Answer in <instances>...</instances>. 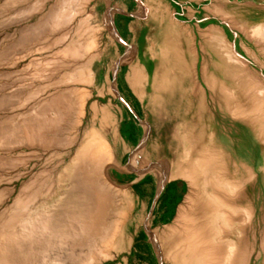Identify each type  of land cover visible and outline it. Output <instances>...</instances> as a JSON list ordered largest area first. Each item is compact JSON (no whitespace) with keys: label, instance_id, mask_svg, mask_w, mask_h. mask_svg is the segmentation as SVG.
<instances>
[{"label":"rangeland","instance_id":"rangeland-1","mask_svg":"<svg viewBox=\"0 0 264 264\" xmlns=\"http://www.w3.org/2000/svg\"><path fill=\"white\" fill-rule=\"evenodd\" d=\"M137 2L145 4V0H0V264H90L85 257L86 254L89 259V241L85 237L89 234V224L85 223L86 226L84 222L78 221L83 227L74 226L78 219L73 215L79 214L77 210L80 207L86 209L88 205H93L90 209L93 213L102 215L104 202L101 199L103 195L96 188L93 187L96 194L87 188L92 183L83 181L81 187L73 183L76 175H81L78 178L83 177L84 180L94 170L87 163L90 169L85 167V171V165H82L83 169L80 170L84 173L88 171L89 176L74 169V156L79 144L73 145L77 132L73 113L75 108L73 110L71 107H74L79 93L74 96L72 92L79 90L82 94L81 91L85 92V89L90 96L85 117L81 118V141L86 132L99 129L101 110L114 99V95L110 91L102 98L97 93L106 72L99 57L100 50L94 49L92 58L86 64L95 70L90 76L84 67V72L76 73L77 68L84 64L78 58L82 57L85 43L94 31L96 18L112 10L116 14L118 29L127 39L122 24L128 25L135 19L124 16L122 11L129 5V12H135L138 10ZM143 5L140 6L139 14L143 12ZM215 5L218 8L216 14L212 12ZM167 6L174 12L177 22L184 26L181 44L184 46L188 69L184 79H181L186 87L181 88L177 101L168 102V107L165 105L160 111V116L165 117L159 124L173 127L179 119H185L187 124L194 125L193 131L197 136L203 134L201 146L209 145L208 138L213 132V146L222 153L227 182L240 176L237 170L242 169L239 171L244 175L245 188L242 186L239 190L242 196L237 211L241 214L245 204L250 218L244 233H233L226 229L230 237L224 239L223 248L227 249L229 243L238 247L230 264H264V35L258 33L259 29L264 33V0H168ZM211 28L216 33L213 41L208 37ZM214 41L219 48H214ZM143 47L141 42V46L129 50H132V58L139 63L138 73L142 74L143 81H149L153 67H150L151 57ZM127 54L123 47L118 57L109 55L108 67H117L120 93L113 106L125 118L118 133L124 146L130 150L123 161L126 166L124 172L119 174L114 171L112 174L119 178L123 175L126 179L121 180V184H131L129 191L139 197L134 215L137 219L133 224L126 223L132 233L125 243L126 252L117 255L111 250L112 256L105 259L103 254L99 255L102 252L99 249L95 261L91 263L124 264L127 258L128 264H175L170 250L184 226V221L178 219V209L185 208L191 214H201L206 209L204 195L199 188L197 193L194 192L192 201H186L189 187L185 180L177 179L166 182L158 198V180L152 171L153 166L157 165L163 154L169 157L181 154L183 146L174 143V148L170 145L171 141L179 142L180 136L175 135V129L173 134L167 136L158 127L156 129V113L149 110L148 104L145 110L133 92L127 80L129 66L117 64L120 58L124 61ZM74 55L78 57L77 60ZM76 78H80L83 83L80 79L76 82ZM84 78L87 79V85L84 84ZM111 80L115 83L113 73ZM171 148L174 150L171 151ZM138 151L141 153L140 160L129 165ZM141 160L145 162L146 170L138 174L134 171L142 163ZM168 165H171L170 162ZM74 171L78 174L75 175ZM143 175L146 177L141 179ZM104 178L107 180L109 175L100 178L98 189L107 185ZM91 193L92 197L95 195L94 198L90 197ZM71 195L78 203H82L77 210L66 204L67 197ZM187 204L191 209L186 207ZM120 205L114 206L115 216L120 215ZM98 206L103 207L94 211ZM83 209L81 212L85 214L86 210ZM40 215L44 217L42 223L43 217ZM49 215L60 224L53 227L51 224H54V220ZM47 216L49 221L45 222ZM36 217L39 218L38 222ZM47 221L51 226L45 224ZM147 222L150 224L148 230L145 229ZM177 224H181L180 228ZM96 226L100 227L99 231L104 228L101 222ZM173 228L178 230L173 232ZM137 229L141 231L127 251L129 240ZM36 230L39 235L33 234ZM56 230L66 239H63L64 236L60 238ZM68 234L73 235L69 237ZM54 238L55 244H49L53 243ZM79 238L85 241L79 243ZM14 239L17 244L10 242ZM75 250L79 253L76 254ZM82 251L85 254L81 256ZM6 253H9L8 257H5Z\"/></svg>","mask_w":264,"mask_h":264},{"label":"bare ground","instance_id":"bare-ground-1","mask_svg":"<svg viewBox=\"0 0 264 264\" xmlns=\"http://www.w3.org/2000/svg\"><path fill=\"white\" fill-rule=\"evenodd\" d=\"M167 3H168V0H145L144 5L141 4V2L139 4L137 2L138 10H136L135 12H131V13L128 10L129 5L126 6V8L123 9L122 14L124 16L131 17V18L135 19L134 22H132L128 25H126L125 23H123L124 25L122 24L123 31L127 32V35H128L127 39L123 38L122 31H120L116 25L115 11L112 10V12L110 11L109 13L107 12L105 14L100 15L95 20L94 31L92 34L90 33L91 37L89 38V41L85 43L86 44L85 46L83 43V46L85 47V49H84L85 54L83 52H81L83 55H82V57H79V58L74 55L75 59H76V57L78 58V60L81 58L80 60L83 61V63H84V64H82L81 68H79V69L77 68V70H79V71L82 70V71L77 72V70H76V73L79 74L81 72H84V70H83V67H84L87 74H89V76H90L91 74H93V72L95 70H93V68L90 67V65H86V64L89 63L90 57L93 56L94 49L100 50L99 57H101V62L106 67L105 68L106 72H105V76H104L101 84L99 85L97 93L102 98H105L107 93L110 91L114 95V99L111 101L108 100L109 102L107 103V106H105L101 110L102 116H101L99 129H97L96 131L94 129H91L90 132H86V134L84 135V140L81 141L82 139L80 138V132H79L80 131L81 118L83 119L85 117V112L87 111V106H88V99L90 96H89V93L86 92L85 89L83 90L85 92L81 91L82 94H80L79 90H78V92L75 91V89H74L75 92H72V93H74V96H75V94L79 93V96L78 95H77L78 97L76 96L77 99L75 98L76 100L72 97V99L75 100L76 102L72 100L73 103L75 102V104H74V107H71L73 110L75 108V111H73V110L72 111H73V113H75L74 124H75V129L77 132V136L74 139L73 145L75 146V145L79 144L77 152L75 153V156H74V162H75L74 169H75V171H78L83 167L82 165H85L84 166V170H85V167H87L86 166V163H87V165L89 164L90 167L93 166L92 169L94 170V171L90 170L89 172L92 171L90 173V177H84V180L82 179L83 177L81 178L82 180L79 179L81 177V175L80 176L76 175V173L78 174L79 171L78 172L74 171L75 175H76V176L74 175L76 177V180L73 183L79 185L80 187L83 186V184H82L83 181H85L86 183L94 184V186H91L92 185L91 184L90 187H87L88 185H86V187L92 189L93 192H95V190L96 191L98 190L103 195V197L101 196L102 197L101 199L104 202V209L101 212L103 214L101 215V214L97 213L98 214L97 215L96 212L93 213V211L90 210L93 205L92 206L88 205L89 207L87 206L86 209H83L84 207H80L79 210H77L78 207L80 206V204H82V203H78L76 198H74L72 195L68 196L67 200H66V204H69L70 206L74 207L77 211H79V214H76L74 212L75 213L74 215H73V213L69 212L70 214L73 215V217L76 220L78 219L77 221H75L76 225H74V226H76V227L78 226L79 228L81 226L83 227V225L78 223V221H81V223L84 222V224L85 223L89 224V227H87V229H88L87 231H89L90 235L86 232L87 236H85V237H88V239L87 238L86 239H87V241H89V243L87 241H86V243L89 244L88 245L89 249L87 246L84 245V247L86 249H88V251H89V252L86 251L87 255L89 254V259H88V256H86V254L84 253V251L86 249L84 251H82L80 253V255L82 256V253L85 254V257H87L88 262L90 261L89 262L90 264H92L91 261H93V260L95 261L96 255L98 254L97 250L99 251V249H101L100 251H102L101 254H99V255L103 254L105 256V259H106V257L108 259V257L112 254L111 250H113L115 253H117V255H121L122 253L126 252V250H124L125 243L127 241V238L129 236H131V234H132V233H130L131 230L129 229V226H126V223L130 222L133 224V223H135V221L137 219V217L136 216L134 217V215H135L136 209L138 207L139 197L135 196L132 191H129V190H131V187H132L131 184H128V185H122L121 184V180L124 181L126 179L123 175L119 178V177H114L112 174L114 171H117L119 174L120 173L122 174V172H124V170L126 169V166L123 164V161H124V158L126 157V155L128 153H130V150L124 146L121 138L119 137V133H118L119 128H120V126L123 123L125 118L123 116H121L119 114L117 108H115V106H113L114 100L117 97H120L119 96L120 93L118 90L117 67L116 66L114 68L108 67V65L110 63L109 55L113 54V55L118 57L119 53L121 52V48H123V47L126 48V51L128 52L127 57L124 59V61L122 60V58H120V59L117 58V59H119L117 64H119V66H122V65L129 66L130 72L127 76V80L130 82V85L132 86L133 92L138 96V98L140 99V101L144 105L145 110H147L146 107L149 106L150 107L149 110L156 113V116H155V120H157L156 129L158 127V130L159 129L162 130V132H164L165 136H167L171 133L173 134V130L175 129V131H174L175 135L180 136L179 142L174 140V142L171 141L170 145L174 146V148H175L174 143L176 145H182L183 146V149H182L183 151L181 154L178 153L177 155H172V157H169V155L166 156L163 154V155H161L162 158L160 157V161L157 163V165L153 166L152 171L154 172V174L158 180V198L160 197L166 182L175 181L177 179L185 180L187 186L189 187V192H188V196L186 198V201H188V200L192 201V196H194L195 193L198 192L196 190L197 189L199 190V188L201 189L202 195H204L203 198H204V203H205V207H206V209H205L206 212L204 211L198 215L195 213L191 214V213H189V211L188 212L185 211L184 210L185 208L184 209L183 208L178 209V213H177L178 219H181L182 221H184V223H183L184 226L182 227L180 232H178L179 235L175 233L176 235H178V238H176L172 242V247L170 250L172 257L174 258L175 264H230L231 259L234 255V252H235V248H238V247H235V244H232V243L231 244L229 243V245H228L226 242V245H228V247H227V249L223 248L224 239H226V238L229 239V237H230L229 235H227L226 229H228L229 231H231L233 233H234V231H236L238 233H240V232L244 233L246 231L245 226H246V224L250 218L249 212L247 211L248 207L245 204H244V208H243V211L241 214H240V212L237 211L238 205L241 204L240 197L242 196L241 193H239L240 192L239 190L241 189L242 186L245 188V181L243 180L244 175H241V173L239 171V170L242 171V169H238V170L236 169L240 176L237 175V177H235L232 182H227L228 177L225 174L226 170H225L224 166L222 165L223 164L222 153H220L217 150V148L215 146H213V144L215 142L214 137H213L214 136L213 132L210 133V137L208 138L209 139V145H204V146L202 145L201 146V144H203V140H204V137H202L203 134L202 135L200 134L201 136H197L195 134V132L193 131L194 125L193 124H190V125L187 124L185 122V119H179L177 124L174 125L173 127H170L168 125L162 126L161 124H159V121L164 120L163 118L165 117V116L164 117L160 116V111H162L165 108V105H166V107H168L167 106L168 102L170 103V102L177 101L178 98H180L179 93L182 90L181 88H183V86L186 87V85L182 84L181 79L182 80L184 79V74L188 69L187 68L188 67L187 61L185 60L186 57H185V53H184V46L181 44V40L183 38L184 26H182L181 24H179L177 22V19H176L174 12L172 11V9H170V7L167 6ZM141 5H143V12L141 14H139V9H140ZM218 5H221V3H219ZM215 6L216 7H214V8L211 7V8H213L212 9L213 13L218 11L217 5H215ZM218 7H222V6H218ZM209 11H211V10H209ZM225 17H223V18H225ZM241 29L243 30V28H241ZM246 30H244V31L247 32ZM215 31H216V29H215ZM244 31L242 33H244ZM255 32H257V31H255ZM209 33H210V36H208L209 40L213 41V39H215L214 35L216 34L214 32V28H211ZM258 33L264 35L263 32L261 33L260 29H259ZM245 34H247V33H245ZM251 34H253V33H251ZM256 35H257V33H256ZM258 36H257V38H258ZM262 40H263V38H262ZM141 42L143 43V46H144L143 48L145 50H147L149 56L151 57L150 60L152 63H151L150 67H153V69L151 71L152 76H151V78L149 77V81L147 79H145V81H143L144 79L142 78V74L138 73L137 67H140L139 63L136 62V60H134V58H132V56H131L132 50H129L131 47L135 48L137 45L141 46ZM213 46H214V48L215 47L217 48L218 44L214 41ZM77 52H79V50ZM81 53H80V56H81ZM231 53H233V52L231 51ZM194 60H196V59H194ZM235 61H233V62H235ZM76 62H78V61H76ZM194 62H196V61H194ZM87 66H89V67H87ZM86 72H85V74H86ZM111 73H113V75L115 77V83H113L111 80ZM78 74H76V75H78ZM83 76H84V74H83ZM76 77H79V75ZM80 78H78V79L76 78L77 79L76 82ZM87 78H88V80L90 79L89 77H87ZM83 80L85 82L87 79L84 78ZM82 83H83V81H82ZM84 84L87 85L86 82ZM256 84H258V83H256ZM147 88L149 89L148 91H146ZM79 89H81V88H79ZM192 91H193V89H192ZM258 94H260V93H258ZM210 144H211V147H210ZM174 148H171L170 150L173 151ZM178 149L179 148H177V150ZM140 156H141L140 151H138V153H135L133 155L129 165L138 161ZM141 161H142V163H140L138 165L137 169L134 171L138 174H140L146 168L145 164H144L145 162L143 163V160H141ZM168 162H170L171 165H168ZM90 167L88 166L87 168L90 169ZM80 172H83V175L85 174V176H89L88 171L84 173V171L80 170ZM86 173H88V175H86ZM99 173L101 174V177L103 175H106V176L109 175V178H107V180L104 178V180H106L105 185L106 184L107 185L102 186V187L98 186L99 187V189H98L97 185L99 184V181L101 180L100 179L101 177L99 178V175H100ZM112 176H113V178H112ZM145 177L146 176L143 175L141 177V179H144ZM95 185H96V187H95ZM99 185H101V184H99ZM93 187L96 189L94 190ZM87 188H85V190ZM89 194H90V192H89ZM94 194H96V192ZM92 196H93V194L91 193L90 197H92ZM99 196L100 195H98V198H99ZM94 197H95V195H94ZM94 197H92V198H94ZM96 198H97V196H96ZM116 201L121 204L120 205L121 211L119 210L120 215H117V216H115V214H114V212H115L114 206L118 204ZM115 202L117 204H115ZM98 203H99V201H98ZM98 203H97V205H98ZM188 206H190V205L187 204L186 207H188ZM193 206H191L192 210L194 209ZM101 207H103V206H101ZM101 207L98 206V208L96 207L97 210L96 209H93V210L99 211L101 209ZM74 208H72V209H74ZM188 208L191 209L190 207H188ZM66 209H67V207H66ZM82 209H83V211L86 210L85 214L81 212ZM117 212H118V210H117ZM208 213L211 215H209ZM43 215H40V216L43 217ZM99 215H100V218H99ZM49 216L51 218H53V216H51V215H49ZM49 216H47L45 218V222H46V220L49 221V219H47ZM240 216H241V218H240ZM63 217H66V216H63ZM36 219H37L36 222H38L39 218L36 217ZM43 219H44V217L41 219L42 220L41 223L43 222ZM32 220H34V219H32ZM53 220H54V218L52 219V221ZM68 220H70V219H68ZM48 221L45 224L49 225L50 223L48 224ZM59 221H60V219H59ZM39 222H40V220H39ZM53 222H54V224H51V225H53V227H54V225L57 226V223L60 224L59 222L56 223L55 220ZM99 222H101V226L104 227L102 230L103 232L101 230L99 231L98 229H100V227L98 228V226H96V225H98ZM179 222H177V223H179ZM87 224H85V225L87 226ZM47 225H45V226H47ZM51 225H49V226H51ZM177 226H178V224H177ZM180 226H181V224H180ZM180 226H178V227L180 228ZM149 227H150V224H148V222H147L145 229L148 230ZM173 227H175V226H173ZM40 228L42 229V226ZM171 228H172V226H171ZM61 230H63V227ZM84 230L86 231V228ZM97 230L101 234H99V232L97 233ZM175 230H178V229H175ZM175 230L173 228V232H176ZM133 231H135V230H133ZM140 231L141 230L137 229V231H135V234H133V236L129 240V245H128L127 251H129V247L132 246L135 237L139 235ZM56 232H57V230L55 231V233ZM35 233H37V235H39L38 230H36L33 234H35ZM46 234H44V237ZM56 234L58 236L60 235L61 236L60 238H63V236H64L63 234L61 235L60 231H59V233H56ZM65 234H67V233H65ZM73 234H71V235H73ZM75 234H76V232H75ZM83 234L85 235V233H83ZM170 234H174V233H170ZM41 235L42 234H40V236ZM53 235H54V232H53ZM71 235L69 236V234H68L67 236L71 237ZM46 236L48 237V234ZM24 237H26V236H23V238ZM74 237H75V235H74ZM82 237L84 238V236H81V238ZM26 238L28 239V237H26ZM81 238H79V240H78L79 243H82L85 241L84 240L85 238L83 239L84 241L81 240ZM27 239H26V241H27ZM63 239H66L65 236ZM98 239L99 240L101 239V240L99 241ZM11 240H10V242H13V244L16 243V242H14L15 239L13 241H11ZM48 240H50V238ZM53 240H54L53 243L48 241L49 244H52V245L55 244V242H56L55 238ZM56 240H57V238H56ZM19 241L20 240H18L17 242L19 243ZM50 241H52V240H50ZM5 242H7V241H5ZM57 243L60 244L61 242L57 241ZM99 244H101V245H99ZM68 245L70 246V244H68ZM9 246H12V245H9ZM9 246H7V247H9ZM99 247H101V248H99ZM54 249H56V248H54ZM1 251H3V250H1ZM59 251L60 250H58V252ZM75 252H76V250H75ZM1 253L2 252H0V254ZM77 253H79V252L77 251L76 254ZM7 254H9V253H6L5 257L7 256ZM76 254L74 253L73 255H76ZM58 255L61 257V253H59ZM99 257H102V256H99ZM62 258H64V257H62ZM7 259H9V258H7ZM101 259H104V257H102ZM57 260H59V257ZM67 261H68V259H67ZM9 262H11V261H9ZM123 263L128 264V259L125 258Z\"/></svg>","mask_w":264,"mask_h":264}]
</instances>
